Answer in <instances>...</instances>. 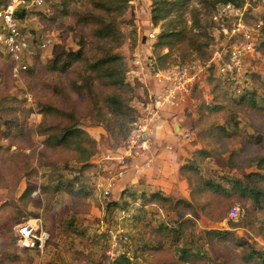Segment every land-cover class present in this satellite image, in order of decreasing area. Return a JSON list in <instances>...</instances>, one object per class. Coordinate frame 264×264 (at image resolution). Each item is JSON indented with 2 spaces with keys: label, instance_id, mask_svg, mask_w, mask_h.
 I'll list each match as a JSON object with an SVG mask.
<instances>
[{
  "label": "rangeland",
  "instance_id": "obj_1",
  "mask_svg": "<svg viewBox=\"0 0 264 264\" xmlns=\"http://www.w3.org/2000/svg\"><path fill=\"white\" fill-rule=\"evenodd\" d=\"M152 2L128 0L123 9L120 1L106 13L91 0H71L68 11L63 10L61 0H48L41 9L46 14L41 21L34 19L25 24L33 38L44 34L52 39L41 57L37 54L32 59L31 70L13 77L1 56L0 264H105L114 248L112 236L117 230H123L129 238L123 249L132 264H190L180 258L183 250L188 256L197 251L209 255L213 246L219 253L211 256L219 264L224 260L227 264H245L243 259L252 250L263 254L264 264V198L253 202L238 191L218 193L203 184L210 181L229 190V180L245 181L242 172L264 174V164L257 165V158L264 155V139L254 142L250 137L260 127L264 138V114L253 111L249 101L239 100L243 90H253L256 104L264 106V21L259 15L264 11V0L251 3L246 18L252 26L262 21L258 27V54L242 57L240 73L223 74L219 66L212 65L204 73L203 84L195 89L193 103L160 110L162 120L181 122L187 127L184 144L192 145L186 146L177 158V175L184 182L182 186L176 184L168 194L171 201L143 207L131 199L124 206L112 199L119 198L120 192L129 195L139 188L131 175L134 170L136 173L138 153L136 147H129V139L135 123L144 122L148 116L150 97L157 90L151 74L154 60L164 67L191 60L202 65L213 58L216 50L226 60L231 44L214 31L216 39L210 45L212 39L204 22L213 5L202 0L168 3L172 6L170 14L154 23ZM91 12L107 20L115 19L122 35L115 39L96 36V23L77 19ZM193 17L200 19L198 26L193 24ZM170 22L184 32L186 40L173 39L168 49V45L157 43ZM150 33H154L152 38ZM199 44L201 51H194ZM71 51H80L81 58L65 69L59 68ZM106 54L123 58L127 84H109L91 71L90 64ZM163 55L166 56L160 59ZM56 57L60 65H54ZM137 58L140 63H134ZM112 95L130 106L133 122L113 112L108 103ZM48 106L60 109L62 114L45 112ZM168 110L173 113L168 115ZM5 120L18 124L8 129ZM193 121L197 123L195 130L191 128ZM70 126L84 133L68 138L66 145H55V139L48 143V135H61ZM176 145L178 141L174 140L173 148H164L171 151ZM119 170L124 171V176L116 182L109 198H104L97 188L98 181ZM144 182L141 180V184ZM81 187L88 195L71 198L68 189ZM25 190L29 194L22 195ZM139 190L149 193L152 189ZM177 199L193 205L182 203L174 209ZM110 202L118 205L109 208ZM234 204L245 206L247 214L225 227L222 221ZM33 218H38L50 232L43 252L22 248L18 243L16 226ZM184 220L188 223L181 232L177 231L179 238L159 228L166 222ZM173 228L179 229L177 225ZM212 229L230 237L224 244L209 238L207 230ZM227 246L233 254L228 255ZM255 258H250V264H260Z\"/></svg>",
  "mask_w": 264,
  "mask_h": 264
},
{
  "label": "built area",
  "instance_id": "obj_2",
  "mask_svg": "<svg viewBox=\"0 0 264 264\" xmlns=\"http://www.w3.org/2000/svg\"><path fill=\"white\" fill-rule=\"evenodd\" d=\"M48 0H8L0 7V49L3 50L5 58L10 62L11 74L13 77H20L30 66L32 59L49 46L51 37L44 34L34 36L25 30L26 21L21 22L16 17V11L20 6L26 9H40L45 6ZM258 0H243L240 5L231 2L221 3L214 11L212 18L218 23L215 33L227 41H231L226 60L222 59V54L216 50L211 60L206 64H196L195 62L183 65H173L163 70H151V74L157 84L154 93L148 103V116L144 122L135 123L130 136L129 147H136L141 152L148 150L153 131V123L161 117L160 110L164 107L172 109L184 108L190 102L193 103V93L196 88L204 82V73L212 65L219 66L223 74L240 73L242 67V57L245 54H258L257 40L261 25L260 21L256 26H252L247 21V15L252 7L251 3ZM150 38L154 33L149 34ZM254 57V56H253ZM1 58V57H0ZM134 63H140L137 58ZM143 68V66H142ZM153 93V92H152ZM130 148V152H131ZM122 158V157H121ZM122 160V159H121ZM124 176V171L100 179L97 188L102 196H107L117 180ZM246 207L234 204L228 210L222 224L228 226L232 222H238L246 215ZM16 229L18 243L22 248L33 249L43 252L50 239V232L44 228L38 218L27 219L19 223ZM129 243V238L123 230H117L112 236V250L109 251V258L112 260L117 255L128 253L123 249Z\"/></svg>",
  "mask_w": 264,
  "mask_h": 264
},
{
  "label": "trees",
  "instance_id": "obj_3",
  "mask_svg": "<svg viewBox=\"0 0 264 264\" xmlns=\"http://www.w3.org/2000/svg\"><path fill=\"white\" fill-rule=\"evenodd\" d=\"M120 1H122V3H123L122 8L124 9L127 6L128 0H91V4L93 3V5L101 8L102 11L107 13L108 10L112 9V7H117V4ZM7 2H8V0H0V7L5 5ZM61 2L63 3V6H64L63 10L68 11L69 4H70L71 0H61ZM202 2L206 3L207 5H209V4L213 5L208 19H206L204 22V27L206 29H208V31H209L208 32L206 30L207 34L209 35L210 39H212L211 44H210V45H212L216 39L212 32H214L218 26V23L212 18V16H213L214 11L217 9V6L221 3H228V2H231V3L236 4V5H240L243 3V0H215L214 2L213 1L210 2V0H202ZM168 3L169 4H179L180 0H153V2H152L153 6L151 9L152 10L151 11V19L154 23H157L159 20L164 19V17H166L167 15L170 14L172 6H168L167 5ZM42 8H40V9H32V8L26 9L25 6H20L18 8V10L16 11V17L21 22L26 21V23L32 22V20H34V19L41 21V18H43L44 15H46L45 12H43L41 10ZM259 15H260V19H262L264 21V11L262 12V14L260 13ZM77 19L80 22L91 21V22L96 23L94 30H95L96 36H98L99 38L115 39V37L117 35H122L121 32L119 31L118 27H117L115 19L107 20L104 16L99 15V14L94 15V14H92V12L89 14L87 13V15L85 14V15L77 16ZM199 23H200V19L199 18L196 19L193 17V24L195 26H198ZM25 30L27 32H32L31 30H29V28H27V29L25 28ZM210 30H211V32H210ZM158 39L159 40H158L157 44L165 45L166 47L168 45V49L171 48L170 44L172 43L173 39L183 40V41L186 40L184 32H181V30L176 29L172 22H170L169 27L166 24L165 28L159 34ZM204 45L207 46V44H203L202 46H204ZM261 47L264 49V41L261 43ZM197 49L198 50H194V51H201L200 50L201 44L198 45ZM1 56H3L5 58V54H4L2 49H0V57ZM38 56L40 57V55H38ZM165 56L166 55L160 56V59H162ZM80 58H81V52L80 51H71L66 55L65 60L62 62L61 66H59V68L65 69V68L70 66L71 62H74ZM57 59H58V57L55 58V60L53 62L54 65H57V64L60 65L58 63ZM5 60L6 61H4V62L11 69L10 62L6 58H5ZM196 61L199 62L201 60L196 59ZM192 62H195V61L191 60L188 62H183V63L175 64V65H183V64L192 63ZM171 66H173V65H169L167 67H164L163 65L158 66L157 62L154 60L155 70L156 69L157 70H163V69H167ZM159 67H161V68H159ZM31 68H32V65H30L25 72H27L29 69L31 70ZM90 69L92 72H95L99 78H101V79L106 78L108 80L109 84H112L115 86L127 84L125 82L126 81V72H127V69L125 68V62H123V58L118 54H106V55L98 58L96 61H93L90 64ZM245 82H248V80H246ZM240 95H241V97L239 99L240 101H244V102L249 101L250 105L252 107H254L253 111L258 113L259 115L264 114V106L260 105V104H256L255 97H254L255 91L243 90L242 94H240ZM108 103L113 107V112L115 114H122V115L126 116V119L129 122L134 121V118H133L132 114L130 113V111H132L130 106L122 103L114 95H112L108 98ZM45 112L53 113V114L57 112V113L62 114V111H60V109L53 107V106H48V108H47V110H45ZM5 123L7 124L8 129H11L12 127H16L18 124V122L14 121V120H5ZM192 124H191L192 125L191 128L195 130L196 125H197L196 121H193ZM256 130H257V132L250 137H251V139H254V142H259L260 140H263L264 138H263V134H262L260 127L256 128ZM77 133H84V132L81 131L80 129L76 128V127L72 128L70 126L69 128L65 129L61 135H57L55 137L54 136L50 137L48 135L46 140L48 141V143H51V140L55 139V145L62 146V145L67 144L68 138L76 136L75 134H77ZM193 151H196V149ZM197 153L202 154V151H198ZM263 164H264V155L257 158V165L262 166ZM241 175H242L241 178L242 179L244 178L245 181L238 180V179L229 180V178H227V180L230 181L229 183H230L231 188L229 190L227 188L222 187L219 184H216V183H213L210 181H205V182H203V184L206 188L211 189L212 191L218 192V193L229 194V191L231 189H232V191H238L239 194H241L242 196H247L249 199H252L253 202H258L261 199H263L264 198V174L256 172V171L255 172L251 171V172H242ZM119 180H117V181H119ZM116 182H115L114 186L116 185ZM114 186H113V188H114ZM81 189H82V187L77 188V189H68L69 190L68 194L73 199L84 198L85 196L88 195V193L82 192ZM131 191L132 192H130L129 195H127L126 193L120 192L119 198L113 197L112 199H113V201H121L122 206L126 205L129 202V199H131L132 202H135V203L139 202L141 204V206H143V207L147 206L148 203H150V205L157 204V203H161L164 205V204H167V202H170L172 199V198H170V195L164 193L163 191H161L159 189L152 190L149 193H146L144 190H139V188H136V189L131 190ZM26 193L29 194V192L27 190H25L22 193V195L26 194ZM111 193H112V191L110 192L109 195L103 196V197L109 198ZM261 201H264V200H261ZM182 203H184L188 207H191L193 205L192 202L177 199L173 203L174 209H176L175 207L179 206V204H182ZM117 205H118L117 202H110V204H108V207L113 208ZM246 214H247V211H246ZM243 218H241V219H243ZM184 221H186V222H184ZM184 221L183 222L178 221L176 224L166 222L165 225L161 224V226L159 228L163 229L164 231L169 230L174 235V237L179 238V232H177V231L179 230L181 232L180 229H183L184 224L188 223V220H184ZM189 223H191V222H189ZM175 225H177L179 227V229L175 230L173 228ZM172 230H174V231H172ZM207 234H208L207 236L209 238L213 237L214 240H215V238L220 239V241L223 244L226 242L227 238L230 237L227 235L228 233H223V232H219V231L216 232L215 229L207 230ZM212 249H213V252L211 254L212 255L215 254L214 256H217L216 254L219 253V252H217L218 250L215 249L214 246L212 247ZM248 250H249V247H248ZM184 252H185V250L182 251V254L180 253V256H181L180 258L189 261L190 264H219V263L215 262V260L213 259V256H211V254L208 255L206 252L198 253L199 251H197L196 252L197 254L192 253L190 256L185 255ZM227 253H228V255L230 253L231 254L234 253L230 249L229 246H227ZM184 255H185V257H184ZM245 256L246 257H244V259H243L245 264H250V262L252 261V260H250L251 257H254V258L257 257L255 259H257V261L260 264H263L262 263L263 262L262 261L263 260L262 259L263 254L261 252H257L255 250H252L250 254H246ZM105 264H132V262H131L129 257L125 256L124 254H120V255H117L112 260L110 258H108L107 262ZM220 264H227V263L224 260Z\"/></svg>",
  "mask_w": 264,
  "mask_h": 264
},
{
  "label": "crops",
  "instance_id": "obj_4",
  "mask_svg": "<svg viewBox=\"0 0 264 264\" xmlns=\"http://www.w3.org/2000/svg\"><path fill=\"white\" fill-rule=\"evenodd\" d=\"M168 113H166V115H170V113L173 112L168 110ZM153 124H155V126L153 125L154 134L150 145L151 148L143 152L137 149L138 157L135 159L136 161L134 163L137 169L136 173L134 170L131 175H133V181L136 180L137 183H139V189L149 187L152 190L159 189L164 193L169 194L174 191L176 184H181V186L183 185L184 180L180 181V177L177 175V158L180 153L183 152L182 150H185L184 148L186 146L191 147L192 145L186 144L185 146L184 144L186 143L185 135L187 134V127H185L181 122L178 123V133L183 134L184 137L182 138L173 130V123H169L167 119L162 120L160 117L159 120ZM173 139L178 141L179 146L176 145L175 149L167 151L164 146L171 145L173 148ZM141 180L146 182L141 184ZM146 183L148 184L146 185Z\"/></svg>",
  "mask_w": 264,
  "mask_h": 264
},
{
  "label": "water",
  "instance_id": "obj_5",
  "mask_svg": "<svg viewBox=\"0 0 264 264\" xmlns=\"http://www.w3.org/2000/svg\"><path fill=\"white\" fill-rule=\"evenodd\" d=\"M173 130L176 131V132L179 131V125L174 123L173 124Z\"/></svg>",
  "mask_w": 264,
  "mask_h": 264
}]
</instances>
